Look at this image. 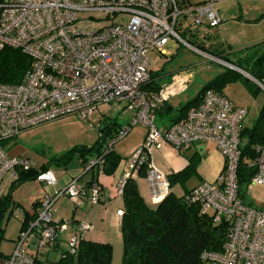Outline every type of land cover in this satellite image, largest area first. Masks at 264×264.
<instances>
[{
  "label": "built area",
  "instance_id": "2783aa9c",
  "mask_svg": "<svg viewBox=\"0 0 264 264\" xmlns=\"http://www.w3.org/2000/svg\"><path fill=\"white\" fill-rule=\"evenodd\" d=\"M221 1L225 0H0V51L4 47L19 49L31 59L19 83H0V183L7 171L13 170L14 180L17 171L33 167L28 159L10 156L2 141L70 115L88 121L99 105L123 103V111L131 112L132 118L103 152L113 150L114 143L136 123L146 131L142 144L122 161L118 193L126 179L137 175L144 155L153 149L167 145L184 153L193 144L213 143L223 157L221 173L216 181L201 182L184 195L185 201L199 205L214 225L224 223L227 227L221 250L202 251L201 262L264 264V210L245 204L237 192L239 131L246 108L207 90L199 105L191 107L183 118L158 129L155 110L183 93L191 74L188 70L172 74L156 93L143 88L151 76L148 52H161L171 38L198 50L187 38L193 27L221 24L215 6ZM102 163L103 154L90 159L78 176L55 192L42 193L35 210L29 212L33 218L25 220L22 211L17 214L21 220L17 239L11 253L0 257V264H59L66 254H75L78 242L94 230V224L54 219V204L60 197H67L76 207L85 201L98 203L99 185L82 184L79 178ZM249 165L254 173L248 187H264V142L255 146ZM146 178L152 199L168 193L166 175L150 162ZM36 180L46 187L57 184L52 168L40 170ZM68 228L74 235L67 239L65 249L54 259L46 257Z\"/></svg>",
  "mask_w": 264,
  "mask_h": 264
},
{
  "label": "trees",
  "instance_id": "16d2710c",
  "mask_svg": "<svg viewBox=\"0 0 264 264\" xmlns=\"http://www.w3.org/2000/svg\"><path fill=\"white\" fill-rule=\"evenodd\" d=\"M197 48L214 58L231 64L264 85V50L250 51V49L242 56L231 59L222 51L210 50L203 45H198ZM30 65V57L21 50L4 47L0 51V83H19ZM150 75V82L143 88L147 92L156 93L162 84L158 81L161 74L151 72ZM239 79L248 85L252 95L262 92L261 88L252 80L227 67L202 86L193 98L180 104L177 108H173L167 102L160 104L154 112L156 128L160 129L159 121L171 119L174 115L173 122L165 128L183 118L191 107L199 105L205 91L212 90L223 95V88ZM121 126L114 119L104 118L99 124L102 129H98L100 135L96 144L87 147L76 146L56 158L54 164L67 167L76 160L84 166L90 159L103 154V172L107 175L113 174L122 157L113 150L107 153L103 152V147L114 137ZM239 137L241 155L236 170V181L238 196L243 200L241 189L243 186L248 187L254 173V168L249 165V161L255 157V146L264 142V104L250 127L242 128L240 126ZM148 163L149 154L146 153L144 161L137 170L138 177L145 178L147 176ZM194 166L195 162L189 158L188 166L175 177L192 171ZM48 168H51L50 163L43 164L39 168L32 167L26 171L16 172L17 178L12 181L9 191L0 197V238L2 236V218L6 209L10 206H19L12 199L11 188L22 182L36 180L37 173ZM93 170L94 168L91 171ZM166 178L170 188L172 175L166 176ZM121 197L124 203L120 223L121 264H202L201 252L204 250L219 252L226 240V225L224 223L214 225L208 215L201 213L199 205L186 202L184 195L178 197L173 192H168L157 205L152 207L147 205L140 196L136 182L132 178H128L122 187ZM37 204L38 201H34L31 204V210H35ZM22 212L25 220L34 216L26 211ZM85 237L78 242L75 254H66L58 260V263L111 264V245L87 240ZM5 256L0 253V257Z\"/></svg>",
  "mask_w": 264,
  "mask_h": 264
},
{
  "label": "rangeland",
  "instance_id": "374dc122",
  "mask_svg": "<svg viewBox=\"0 0 264 264\" xmlns=\"http://www.w3.org/2000/svg\"><path fill=\"white\" fill-rule=\"evenodd\" d=\"M189 1L197 3L204 0ZM215 6L222 19L221 24L213 28L205 25L193 27L192 34L187 38L193 47L203 45L210 50L222 51L231 59L242 56L250 49L264 50V0H225L216 3ZM82 17H87V14H82ZM197 49H191L171 38L161 52H148L152 60L149 70L153 74L158 72L161 74L158 78L160 83L168 82L169 77L180 70H188L191 74V81L186 90L172 97L174 103H185L193 98L202 86L227 68L219 59ZM223 93L232 102L247 107L249 109L247 117L254 122L264 104V90L252 95L248 85L239 79L227 84L223 88ZM123 105L116 102L101 104L90 115L88 121L73 115L66 116L22 131L15 137L2 141L1 145L10 156L28 159L34 168L50 163L58 177L60 166L54 164L56 158L76 146L87 147L96 144L100 135L98 127L101 120L109 118L123 124L132 118L131 112L123 111ZM145 131L142 124L136 123L123 139L114 143L113 147L120 151L121 155H125L141 141ZM71 163L75 165L77 161ZM201 166L205 167L206 164L199 162L197 170ZM12 173L13 170L4 173L0 183V197L9 191L13 181ZM198 178L197 173L190 174L187 177V186H192ZM11 189L12 199L19 207H8L2 218L0 253L4 255L11 253L21 227V220L17 214L21 210L30 209L31 203L36 200L43 186L37 180H30L14 185ZM241 196L245 204L264 210V187L243 186ZM84 203L82 208L88 212L91 206L88 201ZM62 209L66 210L63 207ZM113 264H121V256L114 257Z\"/></svg>",
  "mask_w": 264,
  "mask_h": 264
},
{
  "label": "crops",
  "instance_id": "0c3cea01",
  "mask_svg": "<svg viewBox=\"0 0 264 264\" xmlns=\"http://www.w3.org/2000/svg\"><path fill=\"white\" fill-rule=\"evenodd\" d=\"M223 95L226 96L224 93ZM173 101L174 99H170L167 102L173 108H177L182 103H174ZM232 103L236 106H239V104H236L234 102ZM245 108L247 110V114L241 123L242 128L250 127L253 124V122H251V120L247 117L249 114V109L247 107ZM174 117L175 115L171 119L159 121L158 127L160 129H164L171 122H173L172 120ZM129 121L120 125H126L129 123ZM143 139L144 135L141 138V141L136 143L132 151L125 155H121L120 151L116 150L114 147L112 148L115 153L119 154L122 157V160L119 162V165L113 174H105L103 172L102 167H95L93 171L90 170L86 173L81 174L79 178L80 183L89 184L90 182H96L100 187L99 201L96 204L89 203L91 207L88 212H85V210H83L82 208L83 204L85 203L76 207L72 203V201H70L67 197L58 198L54 204V219L68 218L69 220H71L72 224H76L78 221L81 220H86L94 224V230L92 232L87 233L85 239L94 242L110 244L112 247L111 264H113L114 257L117 258L122 256V236L120 232V223L121 214L124 209V203L121 194L118 193V182L121 179V175L123 173L122 161L128 158L134 152V150L142 144ZM189 158H192L193 162H195L193 170L188 171L187 173L179 177H175V175L184 171V169L188 166ZM149 162L153 164V166H155L160 172L164 173L166 176L172 175V185L168 189V192H173L178 197L185 195L189 190H191L193 187L200 184L201 182L216 181L222 171L224 164L223 157L220 155L213 143L193 144L184 153H178L174 149L166 145L161 148L153 149L152 151H150ZM199 162H201L202 164L205 163L206 166H201L197 170V165ZM58 169V177L56 176L54 171L55 177L57 179V184L50 187H46L43 183L40 182L43 186V189L38 194L35 201L40 200L42 193L55 192L59 187L63 186L70 178L78 176L83 169V165H80L77 162L75 165L71 163L67 167L60 166ZM196 173L199 177L196 183H194L192 186H187V177L190 174ZM132 179L136 182L138 192L147 205L154 207L163 199L162 197L159 201H157L151 198L150 186L146 177L142 178L138 177V175H135L134 177H132ZM57 203L59 204L57 205ZM62 207L66 208V210H70H67V213L65 209H62ZM119 211L120 215L118 214ZM26 212H31V205L30 209ZM72 235H74V230L72 228H68L62 234L61 240L47 252L46 257H48L49 259H54L59 252L65 249L66 241ZM115 261H117V259H115Z\"/></svg>",
  "mask_w": 264,
  "mask_h": 264
},
{
  "label": "water",
  "instance_id": "95a60500",
  "mask_svg": "<svg viewBox=\"0 0 264 264\" xmlns=\"http://www.w3.org/2000/svg\"><path fill=\"white\" fill-rule=\"evenodd\" d=\"M222 64H224L225 66L231 68V69H234L235 71H238L239 73L243 74L246 78L248 79H252L262 90H264V85L260 84L259 82H257L255 79H253L252 77H250L247 73L241 71V70H238L236 67L232 66L231 64L229 63H226L224 61H222ZM99 130H101L102 128H98Z\"/></svg>",
  "mask_w": 264,
  "mask_h": 264
},
{
  "label": "bare ground",
  "instance_id": "6f19581e",
  "mask_svg": "<svg viewBox=\"0 0 264 264\" xmlns=\"http://www.w3.org/2000/svg\"><path fill=\"white\" fill-rule=\"evenodd\" d=\"M158 189H160V188H158ZM163 193V192H162ZM162 193H160L159 194V196L157 197V199L156 200H158V199H160V198H162V196H163V194Z\"/></svg>",
  "mask_w": 264,
  "mask_h": 264
}]
</instances>
